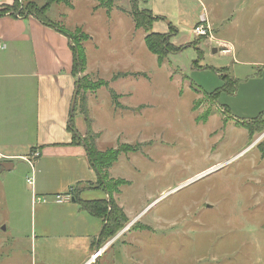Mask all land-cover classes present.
Listing matches in <instances>:
<instances>
[{
  "label": "rangeland",
  "instance_id": "1",
  "mask_svg": "<svg viewBox=\"0 0 264 264\" xmlns=\"http://www.w3.org/2000/svg\"><path fill=\"white\" fill-rule=\"evenodd\" d=\"M50 1L52 22L87 36L80 42L85 71L75 83L87 77L80 95L96 148H127L106 172L111 185L122 183L112 199L126 221L99 239L98 250L107 248L99 263L264 264V0H135L134 8L130 0ZM136 14L163 18L154 33L173 26L174 48L193 45L170 48L159 65L146 33L134 27ZM196 23L210 24L212 36L194 37ZM21 81L8 80L14 94ZM99 81L106 85L94 88ZM3 108L0 100V153L18 157L0 160V264H80V236L93 239L101 220L87 216L81 225L70 217L77 207H66L76 189L69 187L97 180L96 173L57 150L42 152L31 168L25 159L39 152L30 150L34 114L28 107L20 116L12 105L4 117ZM73 122L87 131L79 105ZM30 177L44 201L32 203ZM92 185L81 199H105ZM56 194L71 200L57 204Z\"/></svg>",
  "mask_w": 264,
  "mask_h": 264
},
{
  "label": "crops",
  "instance_id": "2",
  "mask_svg": "<svg viewBox=\"0 0 264 264\" xmlns=\"http://www.w3.org/2000/svg\"><path fill=\"white\" fill-rule=\"evenodd\" d=\"M15 1L0 0V9L12 6ZM22 1L26 3L33 0ZM204 20L206 18L202 17L198 22ZM197 24L193 26V29ZM193 35L195 37L194 31ZM69 42V39L56 28L43 25L33 15L7 12L0 16V100L4 105L2 115L8 116L11 106L15 105L19 115L24 116L30 107L29 109L34 114L36 136L35 146H32L30 150L37 148L40 153L38 158L44 151L57 150L61 153L57 157L86 160L89 164L86 149L82 144H72V134L67 129L76 88L75 77L72 74L73 58ZM14 78L23 79L19 82L15 94L11 88L12 84H8V80ZM232 80L237 82V80ZM11 99L14 103L10 102ZM19 106H21L20 110ZM261 117L264 120V117ZM77 132L83 137L87 131L77 128ZM16 157L18 156L0 153V160L8 159L6 163ZM77 183L82 187L87 185L85 190L93 189L95 186L88 187V184L97 183V180L78 181ZM107 198L108 195L105 193V199ZM71 202L72 205L66 207L76 206L77 210L70 211V217L79 220L81 225L86 224L87 216L90 215L81 210L77 203ZM102 227L103 221L101 220V227L94 232L93 239L87 232L80 236L84 255L80 264H89L91 257L102 249V254L94 263L100 264L99 259L107 250L106 246L98 250Z\"/></svg>",
  "mask_w": 264,
  "mask_h": 264
},
{
  "label": "trees",
  "instance_id": "3",
  "mask_svg": "<svg viewBox=\"0 0 264 264\" xmlns=\"http://www.w3.org/2000/svg\"><path fill=\"white\" fill-rule=\"evenodd\" d=\"M44 4L39 6L34 1H28L26 3H21L19 0H16L15 3L10 7H5L3 9H0V16L4 15L7 12H11L12 14H15L16 12H19L20 14L27 13L28 15H33L37 20H39L43 25L53 27L58 29L60 33L65 35L70 43L73 45L70 46V49L72 51V58H73V64H72V74L75 77L78 73H83L85 71V57H84V51L80 44L81 40L86 39L87 36L83 33H81L79 30H76L74 34L67 32L66 30H63L57 26L55 22H52L47 13L52 5V1L50 0H44ZM56 3H65L67 0H56ZM100 5H112V0H97ZM135 0H130L131 6L135 7ZM67 5V4H66ZM21 8V9H20ZM20 10V11H19ZM141 15H133V22L134 27L136 29L143 30L146 35L144 37V44L147 48V50L156 56L157 63L159 65L163 64L164 58L166 57V54L170 53L171 51L174 53L180 52L182 49L189 47L193 44L183 46V47H176L174 48L173 45L170 43V38L173 33L176 32L175 28L173 26H170V33L169 34H160V33H154L151 32L152 24L156 20L163 19L162 17L152 16L148 19H144V17H140ZM199 24V23H198ZM121 76H127V74H118L114 78H118ZM222 78H226L221 76ZM81 82L84 84L87 83V77L80 78L75 83V95L73 98V111L70 112L69 115V121L67 129L72 134V144L73 145H83L86 149V153L88 156L90 167L95 171L97 175V185L99 188L104 190V192L108 195L107 199L102 200H82L80 198V194L85 190L86 187H78L79 183L75 184L73 187L70 188V190H74V187L76 188L73 191L72 199L75 203L78 204L79 208L86 213H88L90 216L100 219L103 222L102 231L99 235L100 240L108 239L112 237L117 231L122 229L124 226V223L126 221V218L122 212V209L117 207L114 200L112 199V193L114 192V188L120 186L122 183H119L118 181L114 182L113 185L110 184V181L107 178V170L110 169L113 164L117 161L118 156L120 154V151L127 150L126 147H121V149H110L104 152L98 151L96 148L95 141L98 138V135H95L92 133L90 128V119L88 117V108H87V99L86 95L82 93L80 95V92L82 90ZM235 81L229 80V87L232 88ZM106 85L105 82H96V84L93 86L94 88H99ZM86 86V85H85ZM88 86V85H87ZM89 88V86L87 87ZM233 90L230 89V93ZM80 96V97H79ZM112 99L117 103V95L112 91L111 92ZM77 105H79V112L85 117L86 123H87V132L84 137H81L79 133L77 132L74 122H73V116L76 111ZM264 126V125H263ZM264 154V152H263ZM92 186V184H88V187ZM114 187V188H113ZM97 188V187H95Z\"/></svg>",
  "mask_w": 264,
  "mask_h": 264
},
{
  "label": "built area",
  "instance_id": "4",
  "mask_svg": "<svg viewBox=\"0 0 264 264\" xmlns=\"http://www.w3.org/2000/svg\"><path fill=\"white\" fill-rule=\"evenodd\" d=\"M194 34L195 37H209L212 36L211 35V28L208 24H197L194 29ZM39 157V152H34L32 155H30L28 158L25 159V161H27L29 163V165L31 166V168L33 167L34 161L36 160V158ZM33 177H30L27 179V183L31 186L32 188V203L35 204L36 201H44L43 198L38 197L35 193H34V183H33ZM55 202L57 203H64L67 201L71 200V196L70 195H65V196H60L57 195L55 196ZM98 251L91 257V262H93L97 257H98ZM95 257V258H94Z\"/></svg>",
  "mask_w": 264,
  "mask_h": 264
},
{
  "label": "water",
  "instance_id": "5",
  "mask_svg": "<svg viewBox=\"0 0 264 264\" xmlns=\"http://www.w3.org/2000/svg\"><path fill=\"white\" fill-rule=\"evenodd\" d=\"M73 111V104H72V106H71V112ZM198 178H200V176L199 177H196L195 179H193L192 181H190V182H193V181H195V180H197ZM72 201H73V199H72Z\"/></svg>",
  "mask_w": 264,
  "mask_h": 264
},
{
  "label": "bare ground",
  "instance_id": "6",
  "mask_svg": "<svg viewBox=\"0 0 264 264\" xmlns=\"http://www.w3.org/2000/svg\"><path fill=\"white\" fill-rule=\"evenodd\" d=\"M98 256L102 254V249L98 251ZM95 258V257H94Z\"/></svg>",
  "mask_w": 264,
  "mask_h": 264
}]
</instances>
